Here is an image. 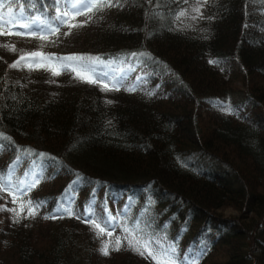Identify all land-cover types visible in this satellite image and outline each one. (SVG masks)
Segmentation results:
<instances>
[{
    "label": "trees",
    "instance_id": "16d2710c",
    "mask_svg": "<svg viewBox=\"0 0 264 264\" xmlns=\"http://www.w3.org/2000/svg\"><path fill=\"white\" fill-rule=\"evenodd\" d=\"M70 22L0 35V206L20 212L0 210V264H156L125 227L175 264H264V0H113ZM33 52L136 53L144 72L103 89L71 70L81 61L10 67ZM236 86L242 105L218 113ZM185 154L208 165L184 168Z\"/></svg>",
    "mask_w": 264,
    "mask_h": 264
},
{
    "label": "snow or ice",
    "instance_id": "6c2138e0",
    "mask_svg": "<svg viewBox=\"0 0 264 264\" xmlns=\"http://www.w3.org/2000/svg\"><path fill=\"white\" fill-rule=\"evenodd\" d=\"M16 2V0H0V35H26L31 36L34 38L39 39H47V36L42 35V33L47 30L56 34L59 32V25L68 26L69 28L79 27L82 26L81 24H73L70 21L74 20L76 17L80 15H88L92 11L103 8L106 6H112L113 0H53V7H54V15L50 18L47 16V9L44 10L43 13H38L33 11L35 9V4L32 0H28L27 5L24 3L18 4L19 9V16L14 14L13 8L11 7V3ZM64 5L62 8L61 5ZM7 9L5 12L4 9ZM27 8V14H26ZM197 11L199 9H196ZM185 13L181 12L180 15L183 16ZM57 25L53 27V25ZM22 29L23 31L13 32L12 29ZM67 34V33H65ZM4 47H9V50L15 51L14 46L3 45ZM133 56H136V53H132ZM32 58L36 60L37 58L40 61H52V57L44 56L42 53L33 52L28 54L27 56L20 57V60H17L15 63L10 65V67L16 68L19 67L22 60ZM62 61H86L92 66H99L105 63L99 56H83V55H71L67 57L58 58ZM210 63H215V61H209ZM27 67H33L32 64H27ZM37 67H45L44 63H37ZM64 68L70 67V65L64 64L62 65ZM49 70L53 71V75H59V72L49 68ZM72 71L76 72L78 78L84 80L88 83H100L103 89H108V84L103 82V79L99 76V74L93 72L89 75L87 72L78 71L75 67L71 68ZM115 90H119L118 86H114ZM43 155V154H41ZM19 160V157H17ZM39 178L34 179L32 184L29 186L30 188H34L39 183ZM6 185L3 183V177H0V190H5ZM17 197L13 196V203L16 202ZM31 205V201L28 202ZM40 205L37 204L36 207L38 208ZM23 205L21 206V211L23 210ZM0 210H8L15 213L16 222L19 220L20 212L15 209H5L3 206H0ZM56 211H64L67 212L69 215H72V211L70 208H57ZM36 211L35 208H29V215H35ZM90 215V213H89ZM48 218V217H46ZM51 218H56L52 216ZM93 226L99 229V234H105V227H101L100 224L92 222ZM125 233L128 235L125 236V240L127 241L128 246L136 251L140 255H145L150 257L152 260L156 262V264H175V261L165 252H157L153 247L150 241H141L136 235L133 234V231L130 230L128 227L123 229ZM107 235H112V232H107ZM121 240L119 237L116 238L115 244L112 247L113 251L120 250ZM101 254L108 255L109 254V244L106 242L102 245L99 249ZM172 252L175 251L173 248Z\"/></svg>",
    "mask_w": 264,
    "mask_h": 264
},
{
    "label": "rangeland",
    "instance_id": "374dc122",
    "mask_svg": "<svg viewBox=\"0 0 264 264\" xmlns=\"http://www.w3.org/2000/svg\"><path fill=\"white\" fill-rule=\"evenodd\" d=\"M61 7L63 8L64 5L62 4ZM16 16H19V12L15 14ZM3 53H5V57L9 59H13V56L19 58L20 55L17 49L12 52L6 51V49H3ZM44 56H50L52 57V61H40L38 58L34 60V65L36 66L37 63H44L45 67H38L45 71H52L51 69H59L62 68V65L66 64L65 61H62L58 58H60L58 55L54 54H47ZM4 57V58H5ZM102 58L103 61H105L104 64L99 66H92L88 62L83 61L80 62L79 66L81 67L82 71L87 72L89 75H91L93 72L99 74V76L103 79L104 83L107 84H117L121 82H129L133 80H137L141 77V75L144 72L143 67H141L140 61L137 59V57L134 56H121V57H115V58H103L102 56H99ZM37 67V66H36ZM241 104V94H240V88L239 86H236L232 88V91H230L229 96L227 99L223 102L217 103V106L215 107L216 111L220 114H225L227 112L233 111L237 106ZM242 105V104H241ZM180 164L185 168L189 169L192 165L196 164L197 166L200 165H208L207 162H198L196 161V158L192 156L191 154H185L182 159L179 160ZM198 163V164H197ZM225 215H235L236 213L232 210H226L224 211Z\"/></svg>",
    "mask_w": 264,
    "mask_h": 264
}]
</instances>
